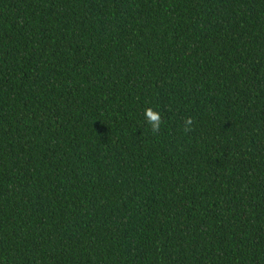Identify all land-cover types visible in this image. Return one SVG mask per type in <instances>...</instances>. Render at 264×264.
<instances>
[{"label": "trees", "instance_id": "trees-1", "mask_svg": "<svg viewBox=\"0 0 264 264\" xmlns=\"http://www.w3.org/2000/svg\"><path fill=\"white\" fill-rule=\"evenodd\" d=\"M0 264H264V0H0Z\"/></svg>", "mask_w": 264, "mask_h": 264}, {"label": "clouds", "instance_id": "clouds-1", "mask_svg": "<svg viewBox=\"0 0 264 264\" xmlns=\"http://www.w3.org/2000/svg\"><path fill=\"white\" fill-rule=\"evenodd\" d=\"M145 115L149 118L153 132L160 128V115L158 112L153 111L152 109H145ZM192 118L189 117L184 122V131L187 132L192 126Z\"/></svg>", "mask_w": 264, "mask_h": 264}]
</instances>
